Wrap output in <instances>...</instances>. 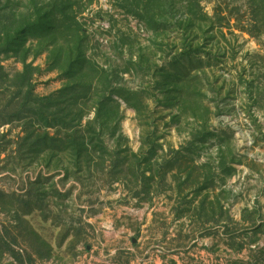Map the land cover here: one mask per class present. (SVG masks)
<instances>
[{
    "label": "rangeland",
    "instance_id": "rangeland-1",
    "mask_svg": "<svg viewBox=\"0 0 264 264\" xmlns=\"http://www.w3.org/2000/svg\"><path fill=\"white\" fill-rule=\"evenodd\" d=\"M0 264H264V0H0Z\"/></svg>",
    "mask_w": 264,
    "mask_h": 264
}]
</instances>
